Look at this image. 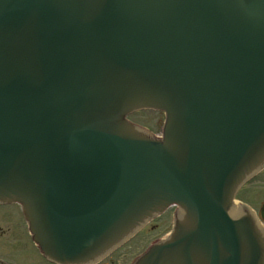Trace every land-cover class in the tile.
Listing matches in <instances>:
<instances>
[{
    "label": "water",
    "instance_id": "1",
    "mask_svg": "<svg viewBox=\"0 0 264 264\" xmlns=\"http://www.w3.org/2000/svg\"><path fill=\"white\" fill-rule=\"evenodd\" d=\"M128 118L162 134L163 113ZM262 167L264 0H0V203L50 259L91 262L177 204L135 264H264L232 214Z\"/></svg>",
    "mask_w": 264,
    "mask_h": 264
},
{
    "label": "rangeland",
    "instance_id": "2",
    "mask_svg": "<svg viewBox=\"0 0 264 264\" xmlns=\"http://www.w3.org/2000/svg\"><path fill=\"white\" fill-rule=\"evenodd\" d=\"M244 204L260 214L264 205V172L247 184L237 196ZM174 209L156 218L141 234L130 241L121 253L103 264H131L151 245L164 239L172 229ZM116 257V258H115ZM0 260L8 264H45L38 254L26 224L15 207L0 208ZM42 260V261H41Z\"/></svg>",
    "mask_w": 264,
    "mask_h": 264
},
{
    "label": "flooded vegetation",
    "instance_id": "3",
    "mask_svg": "<svg viewBox=\"0 0 264 264\" xmlns=\"http://www.w3.org/2000/svg\"><path fill=\"white\" fill-rule=\"evenodd\" d=\"M0 208H6V206L0 207ZM15 208H17V207H15ZM17 209H18V208H17ZM122 250H123V247H121L120 249H118L117 251H115L111 256L108 257V259H110V258L113 257V256H117V254H118V253H121ZM115 258H116V257H115ZM41 259L44 261L45 264H53V263H51V262H48V261H47L46 259H44L42 256H41ZM108 259H107V260H108ZM42 260H41V261H42ZM107 260L105 259L104 261H102V262H100V263H98V264H103V263H105ZM111 262H112V263L114 262V264H115V261H114V260H111ZM6 264H8V263H6Z\"/></svg>",
    "mask_w": 264,
    "mask_h": 264
},
{
    "label": "bare ground",
    "instance_id": "4",
    "mask_svg": "<svg viewBox=\"0 0 264 264\" xmlns=\"http://www.w3.org/2000/svg\"><path fill=\"white\" fill-rule=\"evenodd\" d=\"M238 205H239V204H237V206L234 208V210H233V214H234V213H238Z\"/></svg>",
    "mask_w": 264,
    "mask_h": 264
}]
</instances>
